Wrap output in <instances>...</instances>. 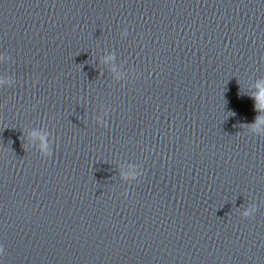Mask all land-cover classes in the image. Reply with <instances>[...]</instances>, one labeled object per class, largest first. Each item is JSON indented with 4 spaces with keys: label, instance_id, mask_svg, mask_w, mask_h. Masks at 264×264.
I'll list each match as a JSON object with an SVG mask.
<instances>
[{
    "label": "water",
    "instance_id": "95a60500",
    "mask_svg": "<svg viewBox=\"0 0 264 264\" xmlns=\"http://www.w3.org/2000/svg\"><path fill=\"white\" fill-rule=\"evenodd\" d=\"M260 88L264 0H0V264H264Z\"/></svg>",
    "mask_w": 264,
    "mask_h": 264
},
{
    "label": "clouds",
    "instance_id": "9594fccd",
    "mask_svg": "<svg viewBox=\"0 0 264 264\" xmlns=\"http://www.w3.org/2000/svg\"><path fill=\"white\" fill-rule=\"evenodd\" d=\"M109 59H111V57H109ZM255 100L257 102V107L258 108H264V88H260L258 93L255 95ZM257 123H264V120H261L260 118H258ZM33 136H35V133H32ZM41 143H40V149L41 152L45 155H49V151H48V144L45 140V138L43 136L39 137ZM243 215L245 217H248L250 215V213L248 211H245L243 213Z\"/></svg>",
    "mask_w": 264,
    "mask_h": 264
}]
</instances>
